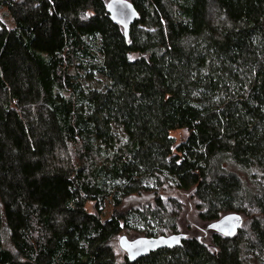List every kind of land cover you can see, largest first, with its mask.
I'll list each match as a JSON object with an SVG mask.
<instances>
[{
    "label": "trees",
    "instance_id": "16d2710c",
    "mask_svg": "<svg viewBox=\"0 0 264 264\" xmlns=\"http://www.w3.org/2000/svg\"><path fill=\"white\" fill-rule=\"evenodd\" d=\"M129 1L0 0V264H264V0Z\"/></svg>",
    "mask_w": 264,
    "mask_h": 264
},
{
    "label": "water",
    "instance_id": "95a60500",
    "mask_svg": "<svg viewBox=\"0 0 264 264\" xmlns=\"http://www.w3.org/2000/svg\"><path fill=\"white\" fill-rule=\"evenodd\" d=\"M106 10L110 18L123 27L125 39L128 40L130 26L139 16L137 8L129 0H108ZM242 222L243 219L239 213L231 212L211 222L207 227L225 236H233L240 229ZM185 238L186 234L183 232L160 236H139L132 239L122 235L118 243L125 251L128 260L134 262L159 249L180 246Z\"/></svg>",
    "mask_w": 264,
    "mask_h": 264
},
{
    "label": "rangeland",
    "instance_id": "374dc122",
    "mask_svg": "<svg viewBox=\"0 0 264 264\" xmlns=\"http://www.w3.org/2000/svg\"><path fill=\"white\" fill-rule=\"evenodd\" d=\"M144 200L143 199H141V198H136V197H134V198H131V200H126L125 201V203H124V205H123V209L124 208H129L130 206H142L143 204H144ZM110 202H107V207H108V211L110 212ZM87 210L89 211V212H96V210H95V208H94V203H92V202H90V203H88L87 204Z\"/></svg>",
    "mask_w": 264,
    "mask_h": 264
}]
</instances>
